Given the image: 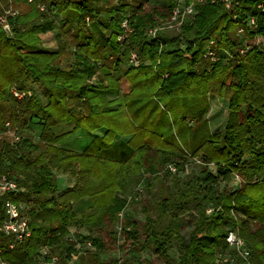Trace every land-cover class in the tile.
Wrapping results in <instances>:
<instances>
[{"label":"trees","instance_id":"trees-1","mask_svg":"<svg viewBox=\"0 0 264 264\" xmlns=\"http://www.w3.org/2000/svg\"><path fill=\"white\" fill-rule=\"evenodd\" d=\"M5 1L0 12L11 5L20 14L8 18L10 35L0 25V132L6 122L23 132L32 120L41 132L37 141L27 133L13 144L0 139L2 170L35 196L28 210L32 236L4 259L37 264L42 246L71 257L70 227L98 219L115 224L143 185L148 188L143 219L124 221L127 255L98 264H155L145 252L165 264H213L215 253L233 254L225 236L234 227L253 263L263 264L264 52L251 47L240 54L236 36L243 17L255 13L257 0H242L237 19L219 1L207 2L179 31H159L156 39H149L146 30L168 17L176 0H146L133 7V30L123 51L116 36L126 0L110 7L103 0ZM39 3L44 11L38 10ZM102 7L112 30L103 44L91 24L99 22ZM50 32L64 43L41 49V35ZM249 36L264 39V15ZM212 38L220 60L210 64L203 52ZM131 50L141 61L135 68L127 64ZM69 58L72 62L62 65ZM32 84L43 90L45 103L31 92ZM11 87L30 95L16 99ZM228 91L230 122L222 136L212 132L207 113L210 95L225 97ZM69 122L77 130L101 133L81 151L64 149L52 128ZM190 164L200 171L192 173ZM55 171L73 177L74 184L60 190ZM234 175L240 185L232 183ZM218 182H229V190L219 192ZM84 197L101 211L99 216L76 218L73 205ZM252 223L259 224L254 232ZM186 224L191 226L187 239L181 234ZM87 239L96 252L104 251L98 237ZM174 247L179 257L171 263L168 252Z\"/></svg>","mask_w":264,"mask_h":264},{"label":"built area","instance_id":"built-area-1","mask_svg":"<svg viewBox=\"0 0 264 264\" xmlns=\"http://www.w3.org/2000/svg\"><path fill=\"white\" fill-rule=\"evenodd\" d=\"M33 0H28L32 2ZM128 3L127 10L123 13L122 18L119 20V33L116 36V41L119 43L122 51L129 34L132 32V10L135 5L144 3L146 0H126ZM219 1L225 12H227L233 19L239 18L237 13L238 7L241 5L242 0H176V5L171 9L170 15L165 19L158 20V24L154 27L146 30V36L149 39H156L159 31H179L185 20L191 18L197 13V8L207 2L211 4ZM254 14L247 13L239 26L236 29V36L241 41L240 54L245 53L251 47H258L260 44H264V39L260 36L256 38H250V33H255L258 28V18L264 15V0H257L254 4ZM37 8L40 11H44L45 5L37 4ZM20 14L18 8H14L11 5L1 8L0 12V25L4 30H8L11 34V28L8 18H15ZM6 32V31H5ZM186 44L182 42L180 47H185ZM228 57L231 55L228 53ZM109 59L112 56L108 57ZM203 58L210 64L216 63L220 60L218 51L216 48L215 39H209L204 47ZM140 57L136 51L131 50L127 56V64L130 67H138L140 65ZM10 94L16 99H22L30 95L29 91L21 90L16 87L9 89ZM20 131L16 128H12L10 122H6L4 130L0 132V139L4 137L10 141V144L20 141ZM2 159V153L0 151V160ZM198 161V160H197ZM3 165L0 163V264H10L4 259V254L14 251L19 245L26 242L31 236L32 231L29 226L28 210L30 209L33 201L34 194L23 185L19 184L16 178L12 175H8L3 171ZM171 171H174V167L170 166ZM232 183L240 185V178L234 175ZM26 195V199L20 198V196ZM19 197V198H16ZM212 207L207 208L206 213L212 212ZM119 217L122 216V212L119 213ZM70 241L74 242V246L77 245V241L70 238ZM225 242L228 245V251H219L214 254L213 264H254L251 259V251L246 241L240 236L237 227L231 228L227 231L225 236ZM88 246H92L91 242H88ZM75 255L71 256V260H75ZM60 258L57 254H52L50 249L46 246H42L37 249V264H58Z\"/></svg>","mask_w":264,"mask_h":264},{"label":"rangeland","instance_id":"rangeland-1","mask_svg":"<svg viewBox=\"0 0 264 264\" xmlns=\"http://www.w3.org/2000/svg\"><path fill=\"white\" fill-rule=\"evenodd\" d=\"M8 1V0H7ZM118 0H103L102 5L110 7L111 5L115 4ZM6 3L5 0H0V4L4 5ZM146 9H150V7L145 4L144 7ZM19 9V8H18ZM106 9L102 7L100 11L99 16V22L98 23H91L92 26L96 28V35L99 38L100 42L103 44L106 40L109 34L112 32L111 28L108 26V18L106 16ZM20 11V9H19ZM90 31V29H89ZM173 34V33H170ZM64 43V38L61 35H56L55 32H50L46 34L41 35V49L46 50H55L57 46ZM259 49L263 50L264 52V44H260L258 46ZM66 62H72V58H69L67 61H65L62 65H65ZM31 92L38 97L39 102L45 103L46 102V95L44 94L43 90H41L36 84L31 85ZM231 92H227L225 97H219L216 95H210V110L207 113V118L210 123V127L213 133L224 135L225 128L227 127L228 123L230 122V116L228 112V99ZM112 96L109 98L111 99ZM244 109V108H243ZM23 132H19L20 134L27 133L28 135L31 134L33 136L34 140H38V136L40 134L41 125L38 123L37 120H32L27 124V127L25 129H22ZM81 135V133H74V136ZM82 137H89V133H85L84 135H81ZM80 137V136H79ZM65 139H62V141ZM83 143V145L87 144L88 140H80L78 139V144ZM71 141H68L70 143ZM73 145V144H72ZM80 145V144H79ZM192 170V173H196L200 171L201 168L192 166L190 164V167H188V170ZM212 170H214V166H211ZM63 174L61 172L55 171L54 177L56 182L59 179H63L64 183L67 184H74L75 179L69 175H67L65 178L62 177ZM231 182V181H230ZM58 184V182H57ZM229 182H218L217 189L219 192L223 190H229L227 189ZM61 186V185H59ZM66 186V185H65ZM226 186V187H225ZM148 189V188H147ZM145 189L143 185L138 186L136 190L133 192L134 194V202L131 203L126 209L125 212L122 213V216L119 217L118 221L110 225L109 223L105 221H100V219L97 220L95 223H86L84 225L75 224L70 227V234L68 235V238H73L77 241V245L74 246V251L72 252V255H75V260H70V256L67 257L64 255V253H60L59 249L57 248H51L50 251L52 254H57L60 258L58 264H98L99 262L104 261L105 263L111 261V260H120L124 258L126 254V250L123 249L125 246L124 239L125 236L123 235V226L124 221L126 219L129 220H142L143 219V213L141 212L142 205L147 203L148 200V190ZM74 213L76 214V218H80L81 215H89V214H96L100 215L101 211L92 207L90 202L87 200L80 201L73 205ZM259 227V224L252 223L251 225V231H256ZM191 230V226L189 224H186L182 230L181 234L182 236L187 239L189 236ZM87 236H95L98 237L104 244L105 248L103 252H96V249L93 246H88V242L90 240L87 239ZM127 242V241H126ZM73 245L75 244L72 242ZM127 248V247H125ZM71 255V256H72ZM143 258V256L147 259L153 260L155 264H165L163 259H159L156 257L154 253L151 252H145L143 253V256L139 255ZM179 252L174 247L168 252V258L169 261L172 263L171 260L178 258ZM264 264V263H263Z\"/></svg>","mask_w":264,"mask_h":264},{"label":"crops","instance_id":"crops-1","mask_svg":"<svg viewBox=\"0 0 264 264\" xmlns=\"http://www.w3.org/2000/svg\"><path fill=\"white\" fill-rule=\"evenodd\" d=\"M40 132H41V130H40ZM52 132L54 133L55 136H57L59 138L57 145L62 147V148H64V149L70 150V151H81L88 144L87 143V144L83 145V143H81V141H80V143H79L80 145H79L78 144V139L85 140V138H86V140H88L87 142H89L92 139L93 135L101 133L100 131H95L93 133H89V135H90L89 137H87V136L86 137H82L81 135H84L86 132L83 131V130L75 129L74 128V124H72L70 122L69 123H61L59 125H56L55 127L52 128ZM75 132L81 133V135L74 136ZM62 139H65V140L62 141ZM6 141H9V140H6ZM68 141H71V142L68 143ZM66 176H67L66 174H63L62 177L65 178ZM63 181H64L63 179H59L57 181L58 185H61V186H59L60 190H64L66 188H70L73 185V183L72 184H67L66 182L64 183ZM82 200L83 201H85V200L87 201V198L86 197L81 198L76 203H78V202H80Z\"/></svg>","mask_w":264,"mask_h":264},{"label":"water","instance_id":"water-1","mask_svg":"<svg viewBox=\"0 0 264 264\" xmlns=\"http://www.w3.org/2000/svg\"><path fill=\"white\" fill-rule=\"evenodd\" d=\"M7 34H9V31L8 30H5Z\"/></svg>","mask_w":264,"mask_h":264}]
</instances>
